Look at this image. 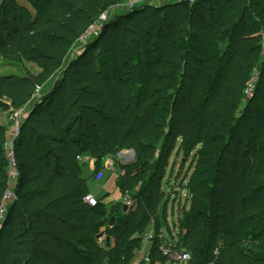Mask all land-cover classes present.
<instances>
[{"label": "trees", "instance_id": "trees-1", "mask_svg": "<svg viewBox=\"0 0 264 264\" xmlns=\"http://www.w3.org/2000/svg\"><path fill=\"white\" fill-rule=\"evenodd\" d=\"M25 1L30 8L17 0H0V56L21 60L48 57L53 63L30 78L0 77V108L9 107L2 97L11 107L30 98L72 47L81 22L95 21L113 0ZM206 1L211 5L202 7V13L211 6L216 9L217 17L212 15L211 21L184 23L162 14L154 21L140 17L134 32L137 45L129 49L140 83L124 87L135 99L134 109L125 105L113 83V76L124 78L127 47L125 30L119 29L92 43H100L95 63L103 69L108 98L101 95L90 101L100 105L103 116L84 112L81 94L66 104L47 106L49 114L41 110L45 115L29 127L37 139L34 152L18 151L24 127L39 114L46 99L29 111L14 143L17 198L8 208L0 236L5 226L19 219L24 226L9 241L0 264H34L36 260L39 264H129L132 249L139 243L138 236L132 235L141 234L150 219L158 221L161 184L173 166L171 155L179 152L182 158L173 176L174 180L180 177L179 185L187 196L178 209L176 231L170 234L173 247L190 253L186 264H264V0ZM170 6L188 11L193 7L185 2L165 5ZM153 10L154 14L160 12L159 8ZM185 27L189 31L182 34ZM224 37L226 46L219 51L217 44ZM182 68L192 71L194 82L166 108L163 98L177 85L175 74ZM255 71L254 88L247 96L243 90ZM77 110L98 124L104 140L91 132L88 146L78 147V139L68 138ZM137 119L135 133L128 139L126 127ZM3 130L0 125V197L6 185ZM161 135L162 151L154 157L152 146ZM141 139L149 140L150 145ZM44 141L63 143L50 150L57 151L54 156L62 164L66 160L73 164L78 154L88 153L95 158L97 169L103 156L113 153L115 147L134 144L136 159L122 166V177L116 183L122 194L128 190L133 196L136 190V203L124 206L108 227L112 243L104 245L96 238L106 221L105 204L100 199L95 206L84 201L88 189L80 174L67 172L56 163L50 168L40 155ZM156 248L154 243L150 258Z\"/></svg>", "mask_w": 264, "mask_h": 264}, {"label": "rangeland", "instance_id": "rangeland-1", "mask_svg": "<svg viewBox=\"0 0 264 264\" xmlns=\"http://www.w3.org/2000/svg\"><path fill=\"white\" fill-rule=\"evenodd\" d=\"M17 1L30 8V5L25 0ZM128 1L129 0H113L109 2V4L105 6L104 10L101 12L105 13L106 17L104 20L99 21L100 24L96 28H92V22H81L78 37L72 47L67 50L62 61L52 68L48 80L42 85H37L33 89L30 98L25 99L22 105L11 107L6 97L1 98L3 102H6L9 105V107L7 108H0V120L5 119V126L10 125L11 119L13 121L17 109L22 106L24 107L25 113L23 115L20 129L18 131L17 137L14 140V143L16 139L19 138V134L22 130L21 126L29 111L32 108L38 106V104L41 103L44 98L46 99L42 102L43 104L41 108H39L40 110L37 111V113L39 114H36V116H34L24 127L23 132L25 137L22 139L21 146L18 148V151L27 150L29 152H34L35 148L37 147V139L33 135L32 130H29V127L33 126L34 121L37 119H41L45 115V113L49 114V112L45 110L47 106L49 107L51 105L56 106L60 104H66L74 100L77 94H81L83 96V99L80 103L83 104L82 107L84 109V112H92L103 116L104 110L100 107V105L90 101V98H98L101 95L108 98L103 69L95 63V56L100 49V43L95 45L92 44L94 43L93 41L95 39H98L99 37L103 38L104 35H112L115 30H125L124 45L127 47V50L123 52L124 78L123 80H119L115 76H112L114 85L123 96V102L125 103V105H131L130 107L134 109L135 99H132L127 95V93H125L124 87H133L135 86V83H140V80L138 78L139 71L135 67L134 59L132 58L131 52L129 51V49L131 50L137 45L134 32L138 22L140 21V17L147 16L150 20L154 21V19L158 15L160 16L162 14L169 19L176 18V21H183L184 23H187L188 21H192L195 23H198L200 21H211L212 15L214 18L217 17V14L215 12L216 9L212 6L208 12L202 13V7H208L209 5H211L206 0H203L202 2H198L197 0L196 2L198 3H192L191 5H193V7L191 11H188L186 9L181 10L180 6H170L166 8L165 5L167 4L161 3L159 2V0H150V4H144L145 2H137L136 4L133 3L130 6L127 4ZM155 8H159V14H154L153 9ZM200 12L201 14H204V17L199 15ZM105 24H107L106 27ZM196 26L198 25L196 24ZM104 27L106 30L104 31V34H102ZM188 31L189 28L185 27V30L182 32V34H186ZM180 35L181 34H178L177 37H179ZM145 37H147V35ZM226 39L227 38L224 37V40L217 44V49L219 51L224 50L226 46ZM138 45H140V43H138ZM51 63L53 62L48 57H42L39 58V60H21L12 56H0V77H7L12 75L21 78H30L40 73V71L44 67ZM184 71L182 68V72L178 71L175 74L177 85L171 87L167 92V95L163 98V101L167 102L165 106L166 108L168 107L170 109L172 106V101H174L173 97L177 98L176 95H178V97L184 96L187 91L190 90V84L194 82V78L191 77L192 71L185 68ZM54 89H56L55 93L53 92ZM52 92L54 93V95H52ZM151 99L152 98H149V100ZM176 103L177 102H175V104ZM41 110H44L45 113H43ZM239 111L240 110H238V112ZM82 112H79L78 114L77 110L73 113V115L75 116L76 124L71 123V126L69 128L70 131L67 134L68 138L78 139V142L76 144L78 147L88 146V144L92 140V135H90L91 132L101 140H104L105 135L102 129L94 121L85 118ZM238 112L236 113V115L238 114ZM139 121L140 119H137L136 123L134 122V124H130L126 127V137L128 139L129 137H133L135 133V124L138 125ZM167 127L168 125L166 122L161 128V131L164 132ZM3 129L5 128L3 127ZM149 130L152 131L151 128H149ZM3 133H5L4 130ZM6 138L8 137L4 136V140ZM85 140H87L88 143H85ZM162 140L163 136L161 135L154 143L152 142L154 157L159 156L160 150L162 151ZM141 141H144L148 146L151 143L149 140L145 141L144 139H141ZM62 144L63 143L61 142L51 143L48 141H44L39 146V148L43 149V152L41 151L40 154L42 159L49 163L50 168H52L56 163L57 165L60 164L67 172L78 173L82 176H85L87 179L86 184L90 194H92L96 198H109V200L106 201L107 203H109L105 205L107 212V214L105 215L106 221L104 225L99 228L96 238L99 242L103 241L104 245L112 243V238L108 235V227L112 226L113 222L119 218L124 208V205H122L121 202H118L121 201L122 192L120 191L116 182L122 177V166L134 162L136 159L134 144L129 142L124 147H115L113 153H108L103 156L100 167L98 169H90L88 165H84L76 157H74L73 164H70V160H66V162L62 164V162L57 160L54 156L56 155L57 151H53V153L50 152L51 147L60 146ZM44 147H49L46 151L48 153L47 155L44 152ZM76 153H79V151L77 150L75 154ZM86 155H88V153H86ZM181 158V152H179L177 155L173 154L170 157V161L172 162L173 166L171 169L169 168V172L165 176L161 184V198L158 202L157 209V217L159 219L157 222H154L153 219H150V221L146 223V225H144V231L141 234L132 235V237L138 236L139 243L132 249V258L129 261V264L187 263V261L177 262L169 260L161 253L160 249L164 239H166V241H170V234L172 232L175 233V220L178 214V209L183 207L186 201L185 199L187 196V192L183 189L182 186L179 185L180 177L179 179L174 180L173 176V173L176 171L177 164ZM99 174L101 175V179L96 180L95 178ZM146 178H148V175L145 176V179ZM135 194H137V192L136 190H133V202L130 206L135 205L136 203L135 199L133 198ZM143 201L144 197L140 199V202L142 204ZM111 208L112 210H110ZM155 225L156 227H154ZM23 226L24 222L21 219L5 226L0 236V257H3L4 252L9 245V241H11L13 237L17 236L19 232L23 230ZM154 243L157 248L154 252H152V256L150 258L149 254ZM34 264H39V260H36Z\"/></svg>", "mask_w": 264, "mask_h": 264}, {"label": "built area", "instance_id": "built-area-1", "mask_svg": "<svg viewBox=\"0 0 264 264\" xmlns=\"http://www.w3.org/2000/svg\"><path fill=\"white\" fill-rule=\"evenodd\" d=\"M197 0H159L161 3H173V2H185L188 4H192L196 2ZM137 2H145L144 4H150V0H129L127 4L130 6L133 3ZM106 17L105 13H101L100 16L92 22V28H96L100 22L104 20ZM257 78V72L255 71L249 81L247 82L246 87L244 88L243 92L245 95L250 96L252 94L255 80ZM24 107H20L17 109L16 115L13 118V127H12V132L6 138L3 142V150H4V155L6 158V185L2 191L1 197H0V227L2 226L8 208L9 206L16 200L17 195H16V185L17 181L19 178V170H18V163L15 155V150H14V140L18 135V131L20 129V125L22 122V118L24 115ZM76 158L80 161H88L89 158H87L85 155L78 154ZM96 180L101 179V175H97L95 178ZM84 201L89 204L90 206H95L97 204V198L93 196L90 193H87L84 196ZM122 205L124 206H130L132 204V196L131 193L128 190H125L122 194L121 201ZM161 253L166 256L169 260L171 261H179V262H186L188 261L191 256L190 253L186 250L182 249H175L172 245V241H166L164 239L162 246L160 247ZM148 259V257H147Z\"/></svg>", "mask_w": 264, "mask_h": 264}, {"label": "crops", "instance_id": "crops-1", "mask_svg": "<svg viewBox=\"0 0 264 264\" xmlns=\"http://www.w3.org/2000/svg\"><path fill=\"white\" fill-rule=\"evenodd\" d=\"M3 120V121H2ZM5 119H1L0 120V125L1 126H3L5 129H4V131H5V133H4V136H6V137H8L10 134H11V132H12V127H13V121H12V119H11V121H10V125H4V123H6V121H4ZM87 158H89L88 159V161H86V162H84V161H81L84 165H88V167L90 168V169H94L95 168V158L94 157H92L90 154H88V155H86V154H84ZM81 177H83V178H85L86 179V177L85 176H82L81 175ZM86 181H87V179H86ZM86 186H87V184H86ZM87 189H88V187H87ZM88 193H89V191H88ZM97 199H100V201L102 202V203H104L105 205H107L108 203L106 202V201H108L109 200V198H107V199H105V197L104 198H97Z\"/></svg>", "mask_w": 264, "mask_h": 264}, {"label": "water", "instance_id": "water-1", "mask_svg": "<svg viewBox=\"0 0 264 264\" xmlns=\"http://www.w3.org/2000/svg\"><path fill=\"white\" fill-rule=\"evenodd\" d=\"M125 208V207H124Z\"/></svg>", "mask_w": 264, "mask_h": 264}]
</instances>
